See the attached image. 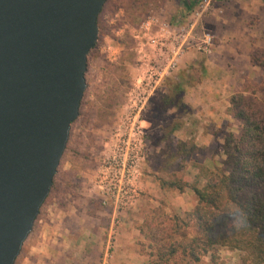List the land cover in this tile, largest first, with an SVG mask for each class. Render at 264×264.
<instances>
[{
	"label": "rangeland",
	"instance_id": "1",
	"mask_svg": "<svg viewBox=\"0 0 264 264\" xmlns=\"http://www.w3.org/2000/svg\"><path fill=\"white\" fill-rule=\"evenodd\" d=\"M191 1L187 10L183 0H106L87 55L77 118L13 264H102L108 245L110 264H147L138 230L144 215L160 205L167 213H183L196 202L191 191L161 187L160 178L192 176L198 165L226 167L224 138L239 131L226 113L229 99L246 78L264 76L250 61L253 53L264 55V0ZM147 17L194 25L196 38L202 32L212 36L210 54L190 45L168 76L199 79L184 92L183 114L158 107L166 78L153 92L138 84L145 61L132 34ZM143 92L148 98L137 104ZM176 118L183 124L170 132ZM180 140L196 145L188 159L173 157ZM215 252L220 264L238 262L236 251L217 247Z\"/></svg>",
	"mask_w": 264,
	"mask_h": 264
},
{
	"label": "water",
	"instance_id": "2",
	"mask_svg": "<svg viewBox=\"0 0 264 264\" xmlns=\"http://www.w3.org/2000/svg\"><path fill=\"white\" fill-rule=\"evenodd\" d=\"M106 0H0V264H13L52 185Z\"/></svg>",
	"mask_w": 264,
	"mask_h": 264
},
{
	"label": "trees",
	"instance_id": "3",
	"mask_svg": "<svg viewBox=\"0 0 264 264\" xmlns=\"http://www.w3.org/2000/svg\"><path fill=\"white\" fill-rule=\"evenodd\" d=\"M183 2L187 10L194 4ZM250 61L264 73V55L253 53ZM198 81L183 73L167 77L158 107L187 112L184 92ZM111 90L115 93L116 86ZM226 113L239 126L238 133L228 132L224 138L226 167L198 165L192 176L160 178L161 187L191 191L196 202L183 213H167L160 205L144 215L138 230L147 264H220L217 247L238 252L234 264H264V76L246 78L242 90L231 95ZM182 124L174 119L169 131ZM176 146L173 157L183 160L196 149L192 140H180ZM206 257L208 263H203Z\"/></svg>",
	"mask_w": 264,
	"mask_h": 264
},
{
	"label": "built area",
	"instance_id": "4",
	"mask_svg": "<svg viewBox=\"0 0 264 264\" xmlns=\"http://www.w3.org/2000/svg\"><path fill=\"white\" fill-rule=\"evenodd\" d=\"M195 28L194 25L174 26L168 22H160L154 17H147L139 23L132 35L136 52L145 61L143 77L138 80L142 89L149 92L159 89L163 80L176 70L182 55L190 45L202 53H211L212 36L202 32L200 37L196 38ZM136 88L139 89L137 86ZM147 98L148 95L144 97L143 92L137 97L136 103H145ZM127 192V189L123 188V193ZM108 247L103 254L102 264H110Z\"/></svg>",
	"mask_w": 264,
	"mask_h": 264
},
{
	"label": "crops",
	"instance_id": "5",
	"mask_svg": "<svg viewBox=\"0 0 264 264\" xmlns=\"http://www.w3.org/2000/svg\"><path fill=\"white\" fill-rule=\"evenodd\" d=\"M227 105V104H226ZM226 107V106H225ZM126 262V261H125Z\"/></svg>",
	"mask_w": 264,
	"mask_h": 264
}]
</instances>
